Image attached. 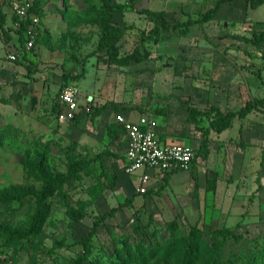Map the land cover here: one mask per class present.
Wrapping results in <instances>:
<instances>
[{"label": "rangeland", "instance_id": "374dc122", "mask_svg": "<svg viewBox=\"0 0 264 264\" xmlns=\"http://www.w3.org/2000/svg\"><path fill=\"white\" fill-rule=\"evenodd\" d=\"M20 1L38 3L41 14L36 49L10 62L7 57L24 49L25 41L18 33L20 19L10 4L0 3L13 23L2 32L6 58H0L5 67L0 74V264H72L84 253L79 242L92 230V217L133 194L139 198L132 208L119 210L94 236V262L113 258L122 240L133 249L143 243L163 253L173 223L181 235L201 231L207 243L192 264L215 259L245 264L264 257V227L253 228L251 235L241 224L235 235L220 232L226 226L216 212L218 168H226L228 178L231 162L219 165L209 149L215 133L212 108H223L221 98L233 84L231 70L255 80L249 85L252 101L263 95L264 44L252 42L261 31L239 20L243 13L237 15L225 2L212 21L195 22L221 0H109L123 6L114 12L121 36L111 55L99 51L101 0ZM146 10L164 13L171 28L155 36L158 23ZM260 11L264 8L250 13L262 18ZM189 20L195 23L184 34L181 28ZM70 85L81 92L79 113L71 118L60 104ZM121 112L151 115L180 143V136L189 134L201 142L207 137L208 145L196 150L192 170L168 174L158 191L140 197L136 176L123 169L126 135L116 122ZM254 114L263 117L264 104ZM205 178L207 203L200 187ZM70 208L84 209L90 217L72 221ZM248 214L229 212L231 228ZM126 264L181 263L178 254L169 259L160 254Z\"/></svg>", "mask_w": 264, "mask_h": 264}, {"label": "crops", "instance_id": "0c3cea01", "mask_svg": "<svg viewBox=\"0 0 264 264\" xmlns=\"http://www.w3.org/2000/svg\"><path fill=\"white\" fill-rule=\"evenodd\" d=\"M1 6L2 4H0V58H6V55L4 56L6 42L2 32L5 28L12 26L13 23H11L12 20L10 18L12 16L7 15L9 14L8 11L6 9H1ZM232 6L237 15L238 13H243L241 14L242 17L238 16L241 17L239 20H244L245 23L253 25L258 31H264V16L261 18L258 15H252L250 13L253 10L258 11L260 8H264V6L256 9L248 8L245 0H235ZM1 10H5V12L3 11L1 14ZM261 14L264 13L262 12ZM242 61L245 62L244 59H242ZM3 69H5V67L0 66L1 75L4 72ZM231 72L229 76H232L233 84L231 85L230 92H227V94L221 98V101L225 102L224 106L223 104L219 106L223 108L232 107L233 111H237L246 106L248 102L252 101V97L255 94L252 93L254 88L250 86H252V83L255 84V80L246 76L244 73H234V68ZM235 77H237V79H235ZM246 77L247 80L245 79ZM262 94L260 99L264 98V92ZM223 108L221 109L222 111H227ZM254 111L245 118H236L231 129L220 134L212 132L209 137L211 140L209 144L211 159L213 154L216 153L218 155V164L219 161L222 163L227 161L231 162V173L228 178L226 176L227 169L222 166L218 168L221 179L217 184L214 197L218 205L216 210L219 214L218 219L219 222L220 220L222 222L221 227H231L233 225V223L228 222L230 221V217H232V215H229V212L240 211V215L243 217L245 212L250 211V215H246V220L241 218L243 221H237L238 223L236 224V226L241 224L242 230L249 232V235L253 232V228L264 227V116L257 117ZM126 117L136 121L140 116L135 117L130 115ZM157 131L163 143L186 145L192 147L195 151L201 149L202 142L199 138L196 139V137L193 138V136L186 134L185 136H180L184 139V143H180L179 139H177L178 137L174 135L170 136L169 131H163V129L159 127V124ZM127 143L126 137L125 157ZM229 157L230 159H228ZM197 160L193 162L191 170ZM151 173L156 175L155 171H151ZM180 173H184V171L167 173L162 182L158 183V185L149 192L158 191L168 174L176 176ZM133 182L135 183L134 180ZM207 184V178H205L204 186H202V184L200 185L201 191L205 194L206 203L209 195Z\"/></svg>", "mask_w": 264, "mask_h": 264}, {"label": "trees", "instance_id": "16d2710c", "mask_svg": "<svg viewBox=\"0 0 264 264\" xmlns=\"http://www.w3.org/2000/svg\"><path fill=\"white\" fill-rule=\"evenodd\" d=\"M102 6L99 9L100 15V31L102 36L100 38L99 51L107 50L111 55L115 53L117 49V42L121 36V29L114 23V12L119 11L123 8L121 5L113 4L109 0H101ZM235 0H221L219 4L206 13L199 20L195 21L196 23H207L212 21L215 18L217 11L220 8V4L225 3H233ZM248 8H259L264 6V0H245ZM38 3H34L31 9V13L41 14L40 9L38 8ZM144 13L155 17L156 23L158 25L152 30V33L155 36H158L161 32L162 28L168 29L171 26L168 23V19L165 17L164 13L159 12H151V11H143ZM194 21L189 20L186 23V28H181V32L184 34H188L190 31V27L195 23ZM21 28L18 30L21 39H24V32L28 25V22H22ZM178 25H174V28H177ZM253 44L263 45L264 44V31H261L255 34V39L252 41ZM25 55H23V59ZM122 62V60H120ZM128 62V59L127 61ZM64 78H68L65 75ZM264 104L263 99H257L255 101H250L241 108L239 111H222L220 108L215 107L213 110V120L211 122L210 128L220 134L224 131H227L232 128L233 122L236 118H245L251 112L256 110L258 107ZM119 114L127 115L126 112H121ZM117 124L123 129L126 137L127 131L125 130L122 124ZM208 133V132H207ZM128 142V140H127ZM208 145L207 137L203 140L201 149H206ZM196 153V159H198V152ZM125 160V159H124ZM194 160V161H195ZM153 192V191H151ZM148 192L146 196L151 193ZM137 195L133 194L131 197L127 198L125 202L121 203L118 207L113 208L110 212L104 213L102 215H94L92 218L93 228L92 230L79 242L82 245L83 254L80 255L76 260L72 262V264H126L127 259H150L155 256H159L163 254L165 259H169L171 257L176 256L177 254L180 256L181 264H192L194 261L199 259V254L204 246L207 245L202 239L203 235L201 231L197 229H191V231L187 235H181L179 233V228L176 223H173L169 226V230L171 232L172 239L165 245V248L162 250L163 253H157L156 248L152 246H145L143 243L138 245L135 248L128 247L129 245L125 244L122 240L121 246L118 247V251L114 254L113 258H109L106 262L103 260L93 261L94 255V244L93 238L99 232V230L107 224V220L113 217L119 210L124 208H132L133 203L136 199ZM70 219L75 222L84 221L86 218L90 217V214L84 209H76L70 208L69 212ZM241 225H237L236 228L225 227L220 232L223 231L226 233L232 232V235L236 234V230L240 228ZM243 234V233H241ZM125 244V245H124ZM212 264H219L218 259L212 261ZM245 264H264V257L262 255L255 256L252 258H248Z\"/></svg>", "mask_w": 264, "mask_h": 264}, {"label": "built area", "instance_id": "2783aa9c", "mask_svg": "<svg viewBox=\"0 0 264 264\" xmlns=\"http://www.w3.org/2000/svg\"><path fill=\"white\" fill-rule=\"evenodd\" d=\"M0 3L10 4L12 13L22 22H28L24 32V49L10 54L7 60L17 62L25 51L36 49L39 34L40 18L31 13L32 5L27 1L0 0ZM81 92L78 87L70 85L60 95V104L66 108L70 117L80 110ZM116 122L122 124L127 131V150L124 161V172L129 176H136V191L139 195H146L161 183L167 173L175 171H189L196 159L192 147L179 144L163 143L157 128V120L151 115H142L136 121L118 114ZM151 171H155L153 175ZM141 172L140 175L136 173ZM156 183V184H155Z\"/></svg>", "mask_w": 264, "mask_h": 264}]
</instances>
